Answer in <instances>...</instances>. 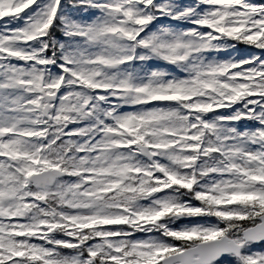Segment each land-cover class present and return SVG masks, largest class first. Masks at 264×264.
<instances>
[{
  "label": "snow or ice",
  "instance_id": "obj_1",
  "mask_svg": "<svg viewBox=\"0 0 264 264\" xmlns=\"http://www.w3.org/2000/svg\"><path fill=\"white\" fill-rule=\"evenodd\" d=\"M0 264H264V0H0Z\"/></svg>",
  "mask_w": 264,
  "mask_h": 264
}]
</instances>
